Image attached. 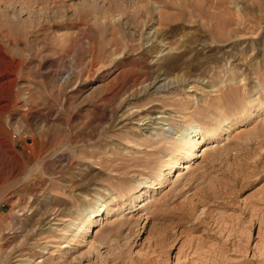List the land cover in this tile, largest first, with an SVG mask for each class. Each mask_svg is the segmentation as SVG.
Returning <instances> with one entry per match:
<instances>
[{"label":"rangeland","instance_id":"rangeland-1","mask_svg":"<svg viewBox=\"0 0 264 264\" xmlns=\"http://www.w3.org/2000/svg\"><path fill=\"white\" fill-rule=\"evenodd\" d=\"M0 48V264H264V0H0Z\"/></svg>","mask_w":264,"mask_h":264},{"label":"bare ground","instance_id":"bare-ground-1","mask_svg":"<svg viewBox=\"0 0 264 264\" xmlns=\"http://www.w3.org/2000/svg\"><path fill=\"white\" fill-rule=\"evenodd\" d=\"M0 57L5 61V65H3L2 67H0V89H2L3 87H6L7 90H9L10 92H12L13 91V87H14V82H15V80L13 78L14 77L13 76L14 68L16 67L15 66V63L9 61L3 55V51H2L1 48H0ZM7 104H8V100L7 99L0 98V110L7 109L8 108V105ZM213 130L211 129V127L210 128L204 127L202 130L199 127H191L189 129V131H185L182 134V137L180 135L177 138L178 140L174 138L175 140H177L179 142L176 143L175 145L173 144L172 155L174 156V154H177V153L180 154V153H182L183 156H184V159L185 158L186 159H192L193 157H196V158L197 157L198 158L203 157L207 152L212 151L216 146H214V144L207 145V146H205V147L202 148L203 150L201 151V153L198 156L197 155H194V151L193 150L196 147V142H197L196 137H197V135H200L202 137V139H203L205 136L211 135L212 133L214 135L216 131L213 132ZM172 160H174V159H170V162L167 163L168 166L177 165V160L178 159L175 160L174 162ZM194 164L195 163H191V160H190V162H188L186 164H182V165L180 164V165H178V167H180V171L176 173L175 180L178 181L182 177V175H183L182 174V170H183V172L185 171V173H187L190 169H192L191 167ZM157 176H158L157 178H159L158 179L159 181H163L164 180V174H163V171L162 170H160L158 172V175ZM122 207H123V205H122ZM98 208L97 209H94V210H91L90 212L86 213L84 215V217H82L83 220L81 219V221L88 220L89 221V224H90L92 218H94L95 215H96V213H98V210H99ZM114 210H117V209L114 208ZM81 216H83V215H80V217ZM38 263L39 262H37V263L34 262V264H38Z\"/></svg>","mask_w":264,"mask_h":264}]
</instances>
